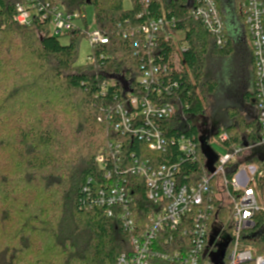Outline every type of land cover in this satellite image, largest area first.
<instances>
[{"label":"trees","instance_id":"1","mask_svg":"<svg viewBox=\"0 0 264 264\" xmlns=\"http://www.w3.org/2000/svg\"><path fill=\"white\" fill-rule=\"evenodd\" d=\"M24 1L0 0V264H116L119 255L131 252V237L116 215L110 217L96 204V183L104 176L96 159L112 140L122 139L105 120L106 107L124 104L129 93L146 95L138 77L148 51L139 29L150 18L175 21V27L167 28L174 39L161 36L154 55L177 67L170 77L178 88L168 99L177 112L161 123L167 152L151 151L146 141L135 137L123 138L124 152L155 167L180 158L178 178L183 184H196L211 171L203 145L210 148L225 132L230 136V141L220 143L225 150L260 140L255 114L248 117L256 104L252 50L235 42L227 29L226 44L218 47L191 15V0H150L148 5L145 0H129L130 9L124 7L127 0H47L70 13L93 6L94 25L108 36L107 45L92 50V63L79 64L81 43L91 29L87 17L84 28L65 36L69 42L64 45L49 34L46 24L15 22L17 6ZM238 1L225 0L224 5H236L235 19L247 36ZM239 52L250 62L252 90L237 85L232 100L240 106L226 109L217 98L218 67L222 59ZM148 94L155 99L153 90ZM221 113L229 123L218 118L213 124L211 117ZM183 135L195 137V158L178 149ZM263 151L264 147L255 149L244 162L264 171ZM129 180L134 219L144 227L157 207L147 197L144 179ZM259 189L264 192V178ZM232 210L217 207L212 223L217 220L230 233ZM255 217L259 234L246 242L263 254L264 211ZM187 241L178 234L173 248Z\"/></svg>","mask_w":264,"mask_h":264},{"label":"built area","instance_id":"2","mask_svg":"<svg viewBox=\"0 0 264 264\" xmlns=\"http://www.w3.org/2000/svg\"><path fill=\"white\" fill-rule=\"evenodd\" d=\"M149 2L145 0L146 5ZM238 4L254 61V117L258 121L260 140L251 144H232L231 150L218 153L213 171L207 172L196 184L179 181L180 158L177 163L155 167L140 160L136 154L125 155L123 138L126 137L143 139L151 151L167 152L169 144L161 123L177 112L168 101L178 88V83L170 77L177 67L154 55L161 36L166 40L174 39L167 28L175 27V21L150 18L138 31L143 37V49L148 51V58L142 63V74L138 77L146 95L141 98L129 93L124 104L106 107L105 120L122 139L112 140L96 159L104 172L103 182L96 183V204L104 207L110 217L116 215L131 237V252L119 255L116 264H264V253L258 254L246 242V238H257L259 234L255 230V216L264 211L257 198L264 171L244 162L255 149L264 147V0H239ZM188 7L194 19L215 38L217 46H224L228 39L227 21L219 0H191ZM234 7L236 9V5ZM16 14L15 22L19 25L29 26L37 20L48 25L49 34L58 38L84 28L82 23L87 17L84 10L70 13L64 6L47 0H25L17 6ZM86 34L91 52L109 43L108 36L97 28ZM92 62L91 53L87 63ZM124 86L130 90L129 83ZM152 90L153 100L148 94ZM99 120L102 121V117ZM252 133L248 130V134ZM228 141L230 136L225 132L218 144ZM177 146L183 156H197L195 137L183 135L178 138ZM130 176L145 180L147 197L157 207L144 227L134 219ZM219 206H232L230 233L223 230L217 220L212 223ZM178 234L188 237V241L173 248Z\"/></svg>","mask_w":264,"mask_h":264},{"label":"rangeland","instance_id":"3","mask_svg":"<svg viewBox=\"0 0 264 264\" xmlns=\"http://www.w3.org/2000/svg\"><path fill=\"white\" fill-rule=\"evenodd\" d=\"M224 1L225 0L222 1L223 13H226L228 19L229 17L233 18V16L235 19L236 18L235 17L236 13L234 12L235 9L231 5H229V3H227V5H224L225 3ZM124 7L125 9H130L131 2L127 0L124 3ZM229 10H231V12L233 13L232 16H230ZM85 12L87 14L86 16H87L88 23L91 27V30H93V28H96V26L94 25L95 11L93 10V6L92 7L88 6L85 9ZM227 27L232 37L238 38L241 44H243V47L247 46L251 48L250 43H249V38L245 36V33H243L242 26L237 19L235 20V22L234 20H230V23H228ZM61 40L64 45L69 42V39L67 37H63L61 38ZM79 54L80 56H79L78 63L79 64L87 63L88 56L91 55V47L87 40H84L81 43ZM218 73L220 76V88H219V94L217 97L219 105L223 108L225 107L226 109L229 107L234 108L235 106H238V105L240 106V104L232 100V96H233V93L238 88L237 85L242 86L243 84H245L246 89L252 90L251 81H250V78H251L250 62L247 59L245 60L242 53L240 52L236 53L220 61L219 67H218ZM254 112L255 111L253 110V112L251 113L253 115L251 116L250 114V116L248 117L250 118L253 117L255 114ZM218 118L225 124L229 123V121H227V119L225 118V114H222V113L221 115H218V117H215V119H212L211 117V120H212L211 122L213 124H216V121L219 120ZM210 148L211 150H214L220 154H223L225 152L223 147H221L216 140L211 141ZM257 198H258V203H260L261 208L264 209V192L261 193L260 191H258Z\"/></svg>","mask_w":264,"mask_h":264},{"label":"water","instance_id":"4","mask_svg":"<svg viewBox=\"0 0 264 264\" xmlns=\"http://www.w3.org/2000/svg\"><path fill=\"white\" fill-rule=\"evenodd\" d=\"M204 144V143H203ZM203 148H204V152L205 154L207 155L208 157V168L213 171L214 169V164H215V161L217 159V157L215 156V153L213 152V150H211V148H209L208 146L206 145H203Z\"/></svg>","mask_w":264,"mask_h":264},{"label":"crops","instance_id":"5","mask_svg":"<svg viewBox=\"0 0 264 264\" xmlns=\"http://www.w3.org/2000/svg\"><path fill=\"white\" fill-rule=\"evenodd\" d=\"M230 20H234V22H235L236 19L230 17L228 23H230ZM228 23H227V26H228ZM227 31H228V27H227ZM228 33H229V31H228ZM229 34H230V33H229ZM230 35H231V34H230ZM231 37H232V35H231ZM232 38L235 40V42H240V40H239L238 38H234V37H232ZM251 115H252V114H251Z\"/></svg>","mask_w":264,"mask_h":264},{"label":"flooded vegetation","instance_id":"6","mask_svg":"<svg viewBox=\"0 0 264 264\" xmlns=\"http://www.w3.org/2000/svg\"><path fill=\"white\" fill-rule=\"evenodd\" d=\"M253 70H254V67H253ZM242 102L244 103V100Z\"/></svg>","mask_w":264,"mask_h":264}]
</instances>
